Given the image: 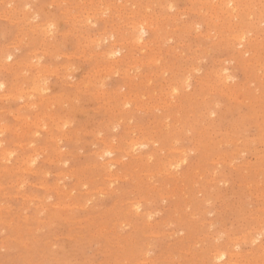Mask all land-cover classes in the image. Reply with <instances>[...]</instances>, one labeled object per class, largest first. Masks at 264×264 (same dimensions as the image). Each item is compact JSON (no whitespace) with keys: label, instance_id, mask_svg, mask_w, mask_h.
Here are the masks:
<instances>
[{"label":"rangeland","instance_id":"obj_1","mask_svg":"<svg viewBox=\"0 0 264 264\" xmlns=\"http://www.w3.org/2000/svg\"><path fill=\"white\" fill-rule=\"evenodd\" d=\"M57 1L0 0V264H264V0Z\"/></svg>","mask_w":264,"mask_h":264},{"label":"bare ground","instance_id":"obj_2","mask_svg":"<svg viewBox=\"0 0 264 264\" xmlns=\"http://www.w3.org/2000/svg\"><path fill=\"white\" fill-rule=\"evenodd\" d=\"M12 1V0H11ZM57 1V0H56ZM60 1V0H59ZM69 1V0H68ZM82 1V0H81ZM102 1H104V0H102ZM107 1V0H106ZM153 1V0H152ZM161 1V0H160ZM220 1V0H219ZM6 2V1H5ZM58 2V1H57ZM92 2V1H91ZM210 2V1H209ZM208 2V3H209ZM212 2V1H211ZM246 2V1H245ZM3 3V2H2ZM108 3V2H107ZM161 3V2H160ZM197 3V2H196ZM203 3V2H202ZM216 3V2H215ZM234 2H233V0H222L221 1V4H222V6L224 5L225 6V8L227 7V8H229V6H233L232 7V11H231V13L230 14H233L232 12H233V8H236V6L233 4ZM70 4V3H69ZM154 4H155V2H154ZM220 4V5H221ZM5 5H6V3H5ZM19 5V4H18ZM31 5V4H30ZM85 5V4H84ZM124 5V4H123ZM236 5H237V3H236ZM209 6V5H208ZM216 6V5H215ZM238 6V5H237ZM9 7H11V6H9ZM13 7V6H12ZM23 7V6H22ZM26 7V6H25ZM97 7V6H96ZM110 7V6H109ZM171 7V6H170ZM218 7V6H217ZM230 7V8H231ZM242 7V6H241ZM244 8V7H243ZM242 8V9H243ZM68 9V8H67ZM72 9H73V7H72ZM107 9V8H106ZM217 9V8H216ZM221 9V8H220ZM18 10H19V8H18ZM65 10V9H64ZM71 10V9H70ZM93 10V9H92ZM99 10V9H98ZM202 10V9H201ZM231 10V9H230ZM9 11V10H8ZM32 11V10H31ZM87 11H88V9H87ZM91 11V10H90ZM94 11H96V10H94ZM109 11V10H108ZM113 11V10H112ZM138 11V10H137ZM196 11V10H195ZM225 11V10H224ZM253 11V10H252ZM64 12V11H63ZM80 12V11H79ZM100 12V11H99ZM117 12V11H116ZM215 12V11H214ZM23 13V12H22ZM25 13V12H24ZM101 13V12H100ZM110 13V12H109ZM133 13V12H132ZM2 14V13H1ZM78 14V13H77ZM80 14H82V12L80 13ZM94 14V13H93ZM106 14V13H105ZM149 14V13H148ZM183 14V13H182ZM251 14V13H250ZM9 15V14H8ZM18 15V14H17ZM142 15V14H141ZM217 15V14H216ZM6 16V15H5ZM74 16V15H73ZM79 16V15H78ZM81 16V15H80ZM119 16V15H118ZM146 16V15H145ZM144 16V17H145ZM149 16V15H148ZM181 16V15H180ZM252 16V15H251ZM7 17V16H6ZM18 17V16H17ZM113 17V16H112ZM225 17V16H224ZM9 18H10V15H9ZM16 18V17H15ZM73 18V17H72ZM162 18V17H161ZM20 19V18H19ZM18 19V20H19ZM29 19V18H28ZM36 19V18H35ZM68 19V18H67ZM70 19V18H69ZM125 19V18H124ZM130 19V18H129ZM174 19V18H173ZM75 20H77V19H75ZM84 20V19H83ZM120 20V19H119ZM128 20V19H127ZM145 20V19H144ZM144 20H142V22L141 23H139V22H137V24H134V26H133V30H134V33L135 34H133L132 36H134V37H131V38H134V41L136 42V43H138L139 44V41L141 42L142 41V39L144 40V34L145 33H147L146 31H147V25H145L144 23H143V21ZM20 21V20H19ZM31 20H28V22H30ZM72 21V20H71ZM74 21V20H73ZM124 21V20H123ZM133 21V20H132ZM131 21V22H132ZM137 21V20H136ZM135 21V19H134V22H136ZM224 21V20H223ZM58 22H60V21H58ZM85 22V21H84ZM112 22V21H111ZM125 22V21H124ZM123 22V23H124ZM133 22V23H134ZM159 22V21H158ZM169 22V21H168ZM18 23V22H17ZM36 23V22H35ZM132 23V24H133ZM139 23V24H138ZM170 23V22H169ZM131 24V23H130ZM147 24V23H146ZM230 24V23H229ZM251 24H253V23H251ZM33 25V24H32ZM37 25V24H36ZM51 25H52V23H51ZM152 25V24H151ZM158 25V24H157ZM187 25H185V27H186ZM241 26H243V25H241ZM27 27V26H26ZM39 27V26H38ZM49 27V26H48ZM75 27V26H74ZM74 27H72V28H74ZM116 27V26H115ZM149 27V26H148ZM153 27V26H152ZM161 27H163V25L161 26ZM215 27V26H214ZM232 27V26H231ZM76 28V27H75ZM79 28V27H78ZM150 28H151V26H150ZM223 28V27H222ZM259 28V27H258ZM35 29V28H34ZM39 29H41V28H39ZM120 29V28H119ZM180 29V28H179ZM182 29V28H181ZM29 30V29H28ZM43 30H44V28H43ZM53 30V29H52ZM128 30V29H127ZM152 30V29H151ZM167 30V29H166ZM184 30V29H183ZM35 31V30H34ZM110 31V30H109ZM115 31V30H114ZM125 31H126V29H125ZM187 31V30H186ZM251 31V30H250ZM131 32V31H130ZM178 32V31H177ZM42 33V32H41ZM47 33V32H46ZM93 33V32H92ZM121 33V32H120ZM165 33H167V32H165ZM227 33V32H226ZM233 33V32H232ZM25 34V33H24ZM23 34V35H24ZM27 34V33H26ZM122 34V33H121ZM132 34V33H131ZM183 34V33H182ZM235 34V33H234ZM45 35V34H44ZM73 35V34H72ZM79 35H80V33H79ZM89 35V34H88ZM128 35V34H127ZM23 37H25V36H22V38ZM51 37V36H50ZM111 37H113L112 35L110 36V38ZM128 37H130V36H128ZM248 37V36H247ZM262 37V36H261ZM35 38V37H34ZM51 38H53V37H51ZM69 38V37H68ZM169 38V37H168ZM239 38V37H238ZM243 36L241 37V38H239V41L237 42V44L239 43V44H243ZM15 39V38H14ZM19 39V38H18ZM28 39H30V38H28ZM48 39V38H47ZM50 39V38H49ZM86 39H87V37H86ZM98 39H99V37H98ZM106 39H108L107 37H106ZM115 39L116 38H114V39H112V40H114L115 41ZM125 39H126V37H125ZM155 39H157V38H155ZM224 39V38H223ZM22 40V39H21ZM31 40V39H30ZM34 40V39H33ZM55 40V39H54ZM105 40V39H104ZM112 40H110V41H112ZM123 40V39H122ZM133 40V39H132ZM159 40V39H158ZM32 41V40H31ZM58 41V40H57ZM153 41V40H152ZM34 42V41H33ZM46 42V41H45ZM45 42H43L44 44H45ZM80 42V41H79ZM118 42H120V40L118 41ZM27 43V42H26ZM122 43H123V41H122ZM143 43L144 44H142V47L143 46H145L146 45V47H147V44H145L146 43V41H143ZM162 43V42H161ZM203 43V42H202ZM52 44V43H51ZM134 44V43H133ZM18 45V44H17ZM34 45V44H33ZM83 45V44H82ZM139 45H141V44H139ZM153 45V44H152ZM187 45V44H186ZM222 45V44H221ZM10 46V45H9ZM36 46V45H35ZM197 46V45H196ZM44 47V46H43ZM92 47V46H91ZM135 47V46H134ZM230 47V46H229ZM36 48V47H35ZM48 48V47H47ZM148 48H150L151 49V47L149 46ZM153 48V47H152ZM143 49V48H142ZM240 49V48H239ZM84 50V49H83ZM204 50V49H203ZM34 51V50H33ZM51 51V50H50ZM122 51H123V49H122V46H118V45H116V44H112L111 45V47L109 48V50L107 51V53L108 54H106V55H109L110 57H115V56H117V55H121L122 54ZM126 51V50H125ZM141 51V50H140ZM239 51V50H238ZM52 52V51H51ZM54 52V51H53ZM95 52V51H94ZM143 52V51H142ZM145 52H147V51H145ZM244 52H246V51H244ZM34 53V52H33ZM46 53V52H45ZM49 53V52H48ZM149 53H150V51H149ZM177 53V52H176ZM28 54V53H27ZM82 54V53H81ZM125 53H123V55H124ZM156 54V53H155ZM90 55V54H89ZM122 55V56H123ZM150 55V54H149ZM153 55V54H152ZM190 55V54H189ZM200 55V54H199ZM241 55V54H240ZM6 56H8V57H12V54H9V55H6ZM50 56V55H49ZM68 56H69V54H68ZM121 56V57H122ZM136 56V55H135ZM188 56V55H187ZM35 57V56H34ZM89 57V56H88ZM100 57H102V56H100ZM107 57V56H106ZM109 57V58H110ZM125 57H127V56H125ZM198 57V56H197ZM233 57V56H232ZM5 58V57H4ZM7 58V57H6ZM29 58V57H28ZM79 58V57H78ZM148 58H150V56L148 57ZM153 58V57H152ZM202 58V57H201ZM200 58V59H201ZM88 59V58H87ZM100 59V58H99ZM142 58H140L139 60H141ZM188 59V58H187ZM38 60V59H37ZM40 60V59H39ZM38 60V61H39ZM103 60V59H102ZM105 60V59H104ZM115 60V59H114ZM153 60V59H152ZM159 60V59H158ZM165 60V59H164ZM7 61V60H6ZM37 61V62H38ZM122 61V60H121ZM136 61V60H135ZM142 61V60H141ZM17 62V61H16ZM111 62H112V60H111ZM248 62V61H247ZM25 63V62H24ZM134 63V62H133ZM145 63V62H144ZM3 64V63H2ZM10 64V63H9ZM72 64V63H71ZM109 64V63H108ZM40 65V64H39ZM106 65V64H105ZM126 65V64H125ZM150 65V64H149ZM23 66V65H22ZM21 66V67H22ZM41 66V65H40ZM111 66V65H110ZM117 66V65H116ZM225 66V65H224ZM0 67H3V66H0ZM193 67V66H192ZM6 68V67H5ZM10 67L8 66V69H9ZM89 68V67H88ZM112 68V67H111ZM127 68V67H126ZM151 68V67H150ZM22 69V68H21ZM139 69V68H138ZM40 70V69H39ZM119 70V69H118ZM128 70V69H127ZM122 71V70H121ZM124 71V70H123ZM212 71V70H211ZM214 71H215V69H214ZM26 72H28V71H26ZM216 72V71H215ZM92 73V72H91ZM93 74V73H92ZM35 75V74H34ZM214 75V74H213ZM93 76V75H92ZM95 76V75H94ZM205 76V75H204ZM132 77V76H131ZM16 78V77H15ZM36 78V77H35ZM149 78H151V77H149ZM157 78V77H156ZM165 78V77H164ZM189 78V77H188ZM206 78V77H205ZM39 79V78H38ZM97 79V78H96ZM87 80V79H86ZM143 80V79H142ZM90 81V80H89ZM88 81V82H89ZM139 81V80H138ZM21 82V81H20ZM23 82V81H22ZM45 82V81H44ZM102 82V81H101ZM131 82V81H130ZM173 82V81H172ZM203 82V81H202ZM135 83V82H134ZM253 83V82H252ZM18 84H19V82H18ZM24 84V83H23ZM90 84V83H89ZM103 84V83H102ZM139 84V83H138ZM137 84V85H138ZM170 84V83H169ZM214 84V83H213ZM3 85V84H2ZM77 85V84H76ZM126 85V84H125ZM164 85V84H163ZM1 86V85H0ZM21 86H22V84H21ZM40 86V85H39ZM79 86V85H78ZM143 86V85H142ZM162 86V85H161ZM174 86V85H173ZM260 86V85H259ZM35 88H36V90H38V88H37V85L36 86H34ZM177 86H175L174 87V90L176 91V88ZM19 88V87H18ZM40 88V87H39ZM46 88V87H45ZM148 89H149V87H147ZM171 88V87H170ZM208 88V87H207ZM229 88V87H228ZM14 89V88H13ZM88 89V88H87ZM22 90H23V88H22ZM124 90V89H123ZM160 90V89H159ZM195 90V89H194ZM233 90V89H232ZM103 92V91H102ZM126 92V91H125ZM132 92V91H131ZM141 92V91H140ZM144 92V91H143ZM235 92V91H234ZM20 93V92H19ZM18 93V94H19ZM89 93V92H88ZM119 93V92H118ZM161 93V92H160ZM189 93V92H188ZM264 93V92H263ZM56 94V93H55ZM120 94V93H119ZM9 95V94H8ZM34 95V94H33ZM40 95V94H39ZM170 95V94H169ZM42 96V95H41ZM114 96V95H113ZM137 96V95H136ZM200 96V95H199ZM71 97V96H70ZM69 97V98H70ZM95 97V96H94ZM143 97V96H142ZM151 97V96H150ZM204 97V96H203ZM202 97V98H203ZM48 98V97H47ZM61 98V97H60ZM127 98V97H126ZM49 99V98H48ZM110 99V98H109ZM109 99H108V101H109ZM151 99V98H150ZM205 99V98H204ZM15 100V99H14ZM76 100V99H75ZM126 100V99H125ZM193 100V99H192ZM115 102H117V101H115ZM129 101H127V103H128ZM31 103V102H30ZM38 103V102H37ZM61 103V102H60ZM143 103V102H142ZM163 103V102H162ZM72 104V103H71ZM117 104V103H116ZM158 104V103H157ZM166 104V103H165ZM170 104V103H169ZM32 105V104H31ZM139 105V104H138ZM99 107H101V106H99ZM23 109V108H22ZM99 109V108H98ZM1 110V109H0ZM11 110V109H10ZM19 110V109H18ZM17 110V111H18ZM159 110V109H158ZM10 112V111H9ZM21 113V112H20ZM77 114V113H76ZM192 114V113H191ZM17 115V114H16ZM50 115V114H49ZM43 116V115H42ZM24 117V116H23ZM49 117V116H48ZM66 117V116H65ZM115 117V116H114ZM245 118H247V117H245ZM37 119H38V117H37ZM67 119V118H66ZM120 119V118H119ZM201 119V118H200ZM34 120V119H33ZM41 120V119H40ZM59 120V119H58ZM17 121V120H16ZM19 121H21V120H19ZM62 121V120H61ZM67 121V120H66ZM58 122V121H57ZM43 123V122H42ZM18 124V123H17ZM134 124V123H133ZM86 125V124H85ZM105 125V124H104ZM115 125V124H114ZM168 125V124H167ZM7 126V125H6ZM28 126V125H27ZM47 126V125H46ZM23 127V126H22ZM41 127V126H40ZM44 127V126H43ZM192 127V126H191ZM112 128V127H111ZM48 129V128H47ZM44 130H45V128H44ZM83 130V129H82ZM134 130H135V128H134ZM133 130V131H134ZM156 130V129H155ZM181 130V129H180ZM11 131V130H10ZM88 131V130H87ZM132 131V132H133ZM136 132V131H135ZM171 132V131H170ZM246 132V131H245ZM2 133V132H1ZM5 133V132H4ZM52 133V132H51ZM65 133V132H64ZM77 133V132H76ZM98 134V133H97ZM79 135V134H78ZM169 135V134H168ZM106 136V135H105ZM153 136V135H152ZM160 136V135H159ZM31 138V137H30ZM51 138V137H50ZM58 138H61V137H59L58 136ZM105 138V137H104ZM72 139V138H71ZM117 139V138H116ZM52 140V139H51ZM107 140V139H106ZM1 141H2V139H1ZM154 141V140H153ZM31 142V141H30ZM33 142V141H32ZM76 142V141H75ZM112 142V141H111ZM228 142V141H227ZM138 143L139 142H137V141H132L131 143H129L130 144V147H131V151L133 152V149H135V148H137L139 145H138ZM176 143V142H175ZM218 143V142H217ZM17 144V143H16ZM57 144V143H56ZM140 145H143V143H139ZM173 144V143H172ZM95 145V144H94ZM110 145V144H109ZM147 145V144H146ZM171 145V144H170ZM220 145V144H219ZM251 146V145H250ZM2 147V146H1ZM169 147V146H168ZM45 149V148H44ZM128 149H129V147H128ZM5 150V149H4ZM13 150H15V149H13ZM169 150V149H168ZM6 151V150H5ZM9 151V150H8ZM59 151V150H58ZM171 151V150H170ZM238 151V150H237ZM11 152V151H10ZM38 152V151H37ZM45 152V151H44ZM126 152V151H125ZM54 153V152H53ZM70 153V152H69ZM107 153H109V154H113V152H112V150H108L107 151ZM128 153L129 152H127V154L126 155H128ZM131 153V152H130ZM23 154V153H22ZM25 154V153H24ZM76 154V153H75ZM100 154V153H99ZM4 155V154H3ZM28 155V154H27ZM31 155V154H30ZM144 155V154H143ZM8 156H10V154L8 155ZM12 156V155H11ZM21 156V155H20ZM76 156V155H75ZM101 156V155H100ZM137 156V155H136ZM146 156V155H145ZM151 156V155H150ZM35 157V156H34ZM172 157V156H171ZM183 157V156H182ZM117 158V157H116ZM141 158V157H140ZM181 158V157H180ZM30 159V158H29ZM118 159V158H117ZM159 159V158H158ZM66 160V159H65ZM68 160V159H67ZM103 160V159H102ZM115 160V159H114ZM133 160V159H132ZM147 160V159H146ZM185 160V159H184ZM22 161V160H21ZM34 161L36 162V159H34V158H32L31 157V159L28 161V162H26V163H34ZM74 161H75V159H74ZM180 161V160H179ZM182 161V160H181ZM2 162V161H1ZM6 162V161H5ZM18 162V161H17ZM53 162V161H52ZM102 162V161H101ZM183 162V161H182ZM56 163V162H55ZM59 163V162H58ZM110 163V162H109ZM109 163H107V165H108V167H112L113 165H115V162H111L110 164ZM146 163H147V161H146ZM181 163V162H180ZM7 164V163H6ZM106 164V163H105ZM142 164V163H141ZM24 165V164H23ZM63 165H65V164H63ZM32 166V165H31ZM94 166V165H93ZM105 166V165H104ZM127 166V165H126ZM145 166V165H144ZM178 166V165H177ZM7 167V166H6ZM85 167V166H84ZM108 167H107V169H108ZM196 167V166H195ZM1 168V167H0ZM136 168V167H135ZM141 169V168H140ZM146 169V168H145ZM160 169V168H159ZM213 169H214V167H213ZM6 170V169H5ZM29 170V169H28ZM82 170V169H81ZM118 170V169H117ZM161 170V169H160ZM172 170V169H171ZM4 171V170H3ZM35 171V170H34ZM38 171V170H37ZM147 171V170H146ZM133 172V171H132ZM177 172V171H176ZM117 173V172H116ZM130 173V172H129ZM134 173V172H133ZM178 173V172H177ZM140 174V173H139ZM245 174V173H244ZM4 175V174H3ZM153 176V175H152ZM261 176V175H260ZM1 177V176H0ZM65 177V176H64ZM107 177V176H106ZM114 177V176H113ZM116 177V176H115ZM121 177V176H120ZM108 178V177H107ZM12 179V178H11ZM65 179V178H64ZM152 179V178H151ZM178 180V179H177ZM25 181V180H24ZM137 181V180H136ZM152 181V180H151ZM91 182V181H90ZM109 182V181H108ZM176 182V181H175ZM182 182V181H181ZM205 182V181H204ZM24 183V182H23ZM183 183V182H182ZM185 183V182H184ZM250 183V182H249ZM7 184V183H6ZM16 184H17V182H16ZM175 184V183H174ZM11 185V184H10ZM26 185V184H25ZM32 185V184H31ZM58 185V184H57ZM86 185V184H85ZM89 185V184H88ZM122 185V184H121ZM152 185V184H151ZM150 185V186H151ZM257 185V184H256ZM261 185V184H260ZM168 186V185H167ZM85 187V186H84ZM152 187V186H151ZM154 187V186H153ZM251 187V186H250ZM4 188V187H3ZM58 188V187H57ZM63 188V187H62ZM61 188V189H62ZM113 188V187H112ZM168 188V187H167ZM8 189V188H7ZM16 189V188H15ZM18 189V188H17ZM52 189V188H51ZM6 190V189H5ZM66 190V189H65ZM70 190V189H69ZM73 190V189H72ZM101 190V189H100ZM104 190V189H103ZM19 191H20V189H19ZM264 191V190H263ZM17 192V191H16ZM107 192V191H106ZM258 192V191H257ZM6 193V192H5ZM32 193V192H31ZM132 193V192H131ZM200 193V192H199ZM264 193V192H263ZM3 195V194H2ZM20 195V194H19ZM60 195V194H59ZM172 195V194H171ZM179 195V194H178ZM30 196V195H29ZM78 196V195H77ZM105 196V195H104ZM160 196V195H159ZM262 196V195H261ZM33 197V196H32ZM90 197V196H89ZM244 197V196H243ZM21 198H23V197H21ZM187 198V197H186ZM17 199V198H16ZM204 200V199H203ZM27 201V200H26ZM87 201V200H86ZM89 201V200H88ZM190 201H191V199H190ZM5 202V201H4ZM21 202V201H20ZM150 202V201H149ZM24 203V202H23ZM87 203V202H86ZM82 204V203H81ZM37 205V204H36ZM66 205V204H65ZM135 205V208L136 209H139V205L138 204H133V206ZM191 205V204H190ZM201 205V204H200ZM38 206V205H37ZM197 206V205H196ZM28 207V206H27ZM86 207V206H85ZM1 208V207H0ZM20 208V207H19ZM22 208V207H21ZM25 208V207H24ZM177 208V207H176ZM186 208H184V210H185ZM3 210V209H2ZM5 210V209H4ZM76 210V209H75ZM116 211V210H115ZM120 211V210H119ZM177 211V210H176ZM183 211V210H182ZM197 211V210H196ZM205 211V210H204ZM8 212V211H7ZM19 212H21V211H19ZM18 212V213H19ZM41 212V211H40ZM174 213V212H173ZM38 215V214H37ZM121 215V214H120ZM180 215V214H179ZM184 215H186V214H184ZM19 216V215H18ZM119 216V215H118ZM140 216V215H139ZM176 216V215H175ZM189 216V215H188ZM148 217H149V215H148ZM179 217V216H178ZM258 217V216H257ZM262 218V217H261ZM3 219V218H2ZM22 219V218H21ZM26 219H27V217H26ZM25 219V220H26ZM82 219V218H81ZM178 219H180V218H178ZM190 219V218H189ZM10 220H12V219H10ZM112 220V219H111ZM129 220V219H128ZM6 221V220H5ZM4 221V222H5ZM42 221V220H41ZM101 221V220H100ZM120 221V220H119ZM169 222V221H168ZM50 223V222H49ZM91 223V222H90ZM133 223V222H132ZM171 223V222H170ZM183 223V222H182ZM191 223V222H190ZM1 225V224H0ZM44 225V224H43ZM47 225V224H46ZM127 225V224H126ZM101 226V225H100ZM120 226V225H119ZM128 226V225H127ZM262 227V226H261ZM260 227V228H261ZM20 228V227H19ZM40 228V227H39ZM38 228V229H39ZM142 228V227H141ZM258 228V227H257ZM256 228V229H257ZM41 229V228H40ZM109 229V228H108ZM111 229V228H110ZM3 230V229H2ZM35 230V229H34ZM209 230V229H208ZM228 230V229H227ZM143 231V230H142ZM226 231V230H225ZM34 232V231H33ZM196 232V231H195ZM261 232V231H260ZM208 233V232H207ZM97 234V233H96ZM120 234V233H119ZM152 234V233H151ZM261 234V233H260ZM134 235V234H133ZM73 236V235H72ZM246 236V235H245ZM115 237V236H114ZM139 237V236H138ZM27 239V238H26ZM132 239V238H131ZM197 239V238H196ZM32 240V239H31ZM48 241V240H47ZM236 242V241H235ZM200 243V242H199ZM21 244V243H20ZM189 245V244H188ZM181 246V245H180ZM215 246V245H214ZM2 247H4V246H2ZM102 247V246H101ZM202 247V246H201ZM11 248V247H10ZM186 249V248H185ZM209 249V248H208ZM207 249V250H208ZM38 250V249H37ZM206 250V251H207ZM126 251V250H125ZM147 251V250H146ZM223 251V250H222ZM222 251H219V253L220 252H222ZM128 252V251H127ZM30 253V252H29ZM146 253V252H145ZM233 253V252H232ZM199 254H200V252H199ZM254 254V253H253ZM22 255V254H21ZM115 255V254H114ZM128 255V254H127ZM216 255V254H215ZM214 255V256H215ZM226 254L225 253H220L217 257H220V259H221V257H223V256H225ZM166 256V255H165ZM180 256V255H179ZM199 256V255H198ZM213 256V257H214ZM187 257V256H186ZM216 257V256H215ZM44 258V257H43ZM170 258V257H169ZM203 258V257H202ZM230 258V257H229ZM245 258V257H244ZM249 258V257H248ZM254 258H256V257H254ZM130 259V258H129ZM145 259V258H144ZM144 259H142V260H144ZM33 260V259H32ZM127 261V260H126ZM130 261V260H129ZM153 261V260H152ZM217 261V260H216ZM234 261V260H233ZM259 261V260H258ZM151 262V261H150ZM213 262V261H212ZM257 262V261H256ZM236 263V262H235ZM128 264V263H127ZM138 264V263H137ZM144 264V263H143ZM193 264V263H192ZM225 264H229V263H225ZM256 264V263H255Z\"/></svg>","mask_w":264,"mask_h":264}]
</instances>
